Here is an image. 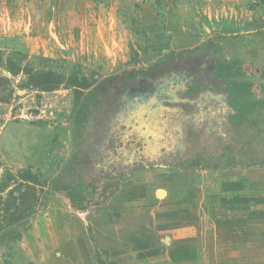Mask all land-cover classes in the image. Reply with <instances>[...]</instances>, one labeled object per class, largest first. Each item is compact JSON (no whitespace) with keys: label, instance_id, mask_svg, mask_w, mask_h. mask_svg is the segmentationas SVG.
<instances>
[{"label":"rangeland","instance_id":"1","mask_svg":"<svg viewBox=\"0 0 264 264\" xmlns=\"http://www.w3.org/2000/svg\"><path fill=\"white\" fill-rule=\"evenodd\" d=\"M207 43L238 59L264 99V0H0V194L18 183L10 175L31 169L45 198L0 247V264H264V167L186 170L188 177L145 170L142 182L125 174L103 196L96 158L84 167L94 193L72 203L52 181L98 118L80 137L72 89H32L25 73L6 68L20 53L23 67L65 76L81 67L99 81L127 71L146 85L145 71L163 53ZM191 104L195 125L220 126L231 113L221 95ZM168 117L178 131L182 121L174 111ZM178 140L174 134L172 148Z\"/></svg>","mask_w":264,"mask_h":264},{"label":"trees","instance_id":"2","mask_svg":"<svg viewBox=\"0 0 264 264\" xmlns=\"http://www.w3.org/2000/svg\"><path fill=\"white\" fill-rule=\"evenodd\" d=\"M213 48L207 43L191 50L163 53L145 71L142 81L150 83L146 85L127 71L99 81L95 75H84L81 67L65 76L54 70L20 66L25 60L20 53L19 62L9 58L8 71L13 75L25 73L30 88L52 92L65 86L73 90L80 137L88 131L91 118H98L82 149H77L52 181V190L64 193L72 203L87 201L94 192L90 193L86 182L85 168L90 165L85 161L95 163L96 158L101 160L103 196L118 188L125 174L144 170L264 167V99L257 98L255 84L247 79L241 62L225 58ZM2 63L0 52V66ZM206 93L225 99L231 110L226 123L211 127L207 122L193 123L196 107L191 102ZM171 111L182 121L178 131L171 127ZM247 130L256 136L249 137ZM174 134L179 136L177 149L169 144ZM9 180L18 183L7 197L0 194V247L17 239V228L31 222L45 199L38 193L42 187L40 176L31 169L10 175ZM96 182L99 180L91 184ZM9 188L5 185L3 190Z\"/></svg>","mask_w":264,"mask_h":264},{"label":"crops","instance_id":"3","mask_svg":"<svg viewBox=\"0 0 264 264\" xmlns=\"http://www.w3.org/2000/svg\"><path fill=\"white\" fill-rule=\"evenodd\" d=\"M149 171H151V170H149ZM147 172H145V170H144V171H141V172L136 173L135 176L133 177V180L135 181V184H138L139 182H142L143 180H145L146 175L148 174ZM191 174L193 175L192 172L181 171V175L182 176H185V177H188Z\"/></svg>","mask_w":264,"mask_h":264}]
</instances>
